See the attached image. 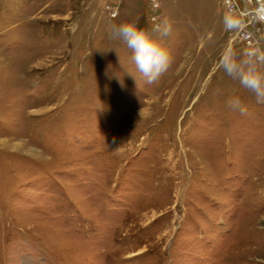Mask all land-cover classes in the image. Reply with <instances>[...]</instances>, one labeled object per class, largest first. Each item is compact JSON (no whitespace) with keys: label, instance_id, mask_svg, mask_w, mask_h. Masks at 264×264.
Listing matches in <instances>:
<instances>
[{"label":"rangeland","instance_id":"rangeland-1","mask_svg":"<svg viewBox=\"0 0 264 264\" xmlns=\"http://www.w3.org/2000/svg\"><path fill=\"white\" fill-rule=\"evenodd\" d=\"M158 2L172 62L146 84L108 25L152 30L150 0H0V264H264V104L216 66L264 22Z\"/></svg>","mask_w":264,"mask_h":264},{"label":"clouds","instance_id":"clouds-1","mask_svg":"<svg viewBox=\"0 0 264 264\" xmlns=\"http://www.w3.org/2000/svg\"><path fill=\"white\" fill-rule=\"evenodd\" d=\"M259 19L264 22V17ZM224 24L226 31L239 33L244 37V18L229 14L225 17ZM108 33L112 40L123 43L129 50V60L135 68V73H138L146 84L156 82L169 69L172 57L163 40L171 34L170 22L164 21L152 30L139 27L137 20L110 23ZM216 66L231 79L238 81L241 87L253 93L257 104H264V48L253 44L238 50L229 42L222 49ZM128 72L136 77L132 71ZM227 106L240 115L249 114L238 96L230 98Z\"/></svg>","mask_w":264,"mask_h":264},{"label":"built area","instance_id":"built-area-1","mask_svg":"<svg viewBox=\"0 0 264 264\" xmlns=\"http://www.w3.org/2000/svg\"><path fill=\"white\" fill-rule=\"evenodd\" d=\"M241 1V3L243 4V8L244 10L242 11L244 16L249 19L250 21V24L252 25L253 24V18H254V15H253V12H257V14L261 17H264V0H239ZM249 3H255V7L250 9L248 8V5ZM150 4H151V10H152V13H151V19L152 21L155 22L156 25H159L158 24V8H159V2L158 0H150ZM115 6V5H114ZM113 5H111L110 3L107 4V9H109V12L110 14L112 15H115V7ZM232 11L234 10V4H233V8L231 9ZM257 31L254 30V32H252L254 34V38L255 40H257L255 34L256 32L260 34L259 30L256 29ZM250 34L248 35V37L250 36H253V34ZM257 42V41H256Z\"/></svg>","mask_w":264,"mask_h":264}]
</instances>
